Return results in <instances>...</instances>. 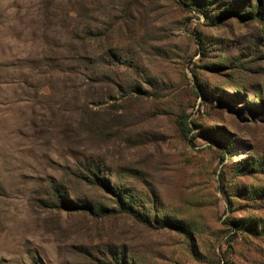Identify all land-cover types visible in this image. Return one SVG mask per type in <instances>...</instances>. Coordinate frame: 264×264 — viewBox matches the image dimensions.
<instances>
[{
	"label": "rangeland",
	"instance_id": "obj_1",
	"mask_svg": "<svg viewBox=\"0 0 264 264\" xmlns=\"http://www.w3.org/2000/svg\"><path fill=\"white\" fill-rule=\"evenodd\" d=\"M0 264H264V0H0Z\"/></svg>",
	"mask_w": 264,
	"mask_h": 264
},
{
	"label": "trees",
	"instance_id": "obj_2",
	"mask_svg": "<svg viewBox=\"0 0 264 264\" xmlns=\"http://www.w3.org/2000/svg\"><path fill=\"white\" fill-rule=\"evenodd\" d=\"M179 129H180V132H181V134L183 135V136H187V134H188V131H189V127H188V125H187V123L186 122H184V121H182V122H180L179 123ZM133 211V210H132ZM134 213V212H133ZM142 219V218H141ZM143 221H145L144 219H143Z\"/></svg>",
	"mask_w": 264,
	"mask_h": 264
}]
</instances>
